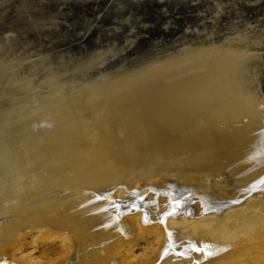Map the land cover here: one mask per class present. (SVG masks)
Masks as SVG:
<instances>
[{"label": "bare ground", "instance_id": "1", "mask_svg": "<svg viewBox=\"0 0 264 264\" xmlns=\"http://www.w3.org/2000/svg\"><path fill=\"white\" fill-rule=\"evenodd\" d=\"M157 51L90 71L0 47V264H264V25ZM33 233L64 254L18 258Z\"/></svg>", "mask_w": 264, "mask_h": 264}, {"label": "water", "instance_id": "2", "mask_svg": "<svg viewBox=\"0 0 264 264\" xmlns=\"http://www.w3.org/2000/svg\"><path fill=\"white\" fill-rule=\"evenodd\" d=\"M254 24L264 0H0V47L54 69H111Z\"/></svg>", "mask_w": 264, "mask_h": 264}, {"label": "rangeland", "instance_id": "3", "mask_svg": "<svg viewBox=\"0 0 264 264\" xmlns=\"http://www.w3.org/2000/svg\"><path fill=\"white\" fill-rule=\"evenodd\" d=\"M222 33H224V32H222ZM166 49L167 48L160 49L156 53H154V55L155 54H162L164 51H166ZM149 57H150V54L143 55V56L139 57L138 59H136L134 61L144 60V59H147ZM156 186L157 185L152 186V191H153V193H155V195H154L155 196V199L156 200L157 199L159 200L161 197H164L166 193H165L164 188L162 189V187L159 186V185H158L159 187L158 186L156 187ZM149 196H150L149 193H148V196H147V193H143L142 194V197L145 198L144 200H148L150 198ZM156 196H158V197H156ZM148 201L151 202V200H148ZM146 233L147 234L143 235L142 238L140 237L137 242H134L135 248H134V250L132 252L133 255H134V257H137L138 259H140V261H143V262L147 261V259L154 254V251L157 250V249H159V244H158V241H157L158 240V237L156 235L152 234L149 231L146 232ZM38 236H39L38 233H33L31 236H29L27 238V240L24 242L25 245H24V249L23 250L25 252L22 251V253H19L18 254V258H20V257L22 258V257L28 255V256H32V258H34L36 260L39 258L38 260L47 261V258L48 259H54L55 260V259L60 258L64 254L63 246H62V243H61L60 240H56L57 242L56 241H43V240H39V242L36 243V239H37ZM213 247L214 246H212L211 248H213ZM214 249H215V247H214ZM45 253H46V255H45ZM198 254L201 255L202 258L201 259H196V260H198L197 261L198 262L197 264H216V263H218L217 262L218 259H220V257L223 256V254L222 255H219V256H215V253L213 254V252L211 253V255H209V252L208 253H203V251H199ZM44 256H47L46 259H45ZM220 263H222V262H220ZM155 264H158V263H155ZM159 264H161V263H159Z\"/></svg>", "mask_w": 264, "mask_h": 264}, {"label": "snow or ice", "instance_id": "4", "mask_svg": "<svg viewBox=\"0 0 264 264\" xmlns=\"http://www.w3.org/2000/svg\"><path fill=\"white\" fill-rule=\"evenodd\" d=\"M209 255H211V253H209Z\"/></svg>", "mask_w": 264, "mask_h": 264}]
</instances>
